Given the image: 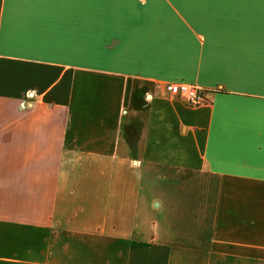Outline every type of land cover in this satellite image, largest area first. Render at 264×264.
Masks as SVG:
<instances>
[{
  "label": "crops",
  "instance_id": "0c3cea01",
  "mask_svg": "<svg viewBox=\"0 0 264 264\" xmlns=\"http://www.w3.org/2000/svg\"><path fill=\"white\" fill-rule=\"evenodd\" d=\"M0 143V264H264V0H0Z\"/></svg>",
  "mask_w": 264,
  "mask_h": 264
},
{
  "label": "rangeland",
  "instance_id": "374dc122",
  "mask_svg": "<svg viewBox=\"0 0 264 264\" xmlns=\"http://www.w3.org/2000/svg\"><path fill=\"white\" fill-rule=\"evenodd\" d=\"M21 74H20V79L19 81H22L21 78ZM27 77V75H26ZM32 75L30 80H32ZM27 82H29L27 80ZM33 90H30L29 92L26 93L25 97H28V93L32 92ZM30 97V96H29ZM28 97V98H29ZM11 104V103H10ZM23 107L25 109L26 106L23 105ZM19 113V112H17ZM14 115L16 117V112H14ZM20 117H18L19 119ZM18 120L15 121V123ZM11 129H14L13 127H10ZM14 139V138H13ZM3 147V146H2ZM0 148H1V143H0ZM8 155V161H14V164H17L18 160H21V153L20 151H16L14 150L13 154L11 152H6ZM6 153L4 152V149L2 152H0V162H5L6 160ZM5 164V163H3ZM21 171L18 168L13 167V169H9L8 167H6L5 165H0V178H1V183H0V188H4L7 191H9L8 197L9 199H7L6 202H2L0 203V209L4 210L7 209L8 211H12V212H20V210H24V209H30L32 212H36V210L41 209V207L48 205L49 201H43V200H39L36 199L35 197L39 198L40 195L39 193L44 190L45 186H37V185H33V186H29L30 187V197L31 199L29 201H21L19 199H21L20 195L23 194L21 189H22V184L19 182V179H21ZM9 176L10 178L13 176V181L10 183H5L4 180L6 176ZM8 179L9 181L11 179ZM4 182V183H3ZM33 194H35V196H33ZM23 196H25V194H23ZM33 198V199H32ZM65 205H69L68 203H65ZM36 214V213H35ZM30 219H33V221H36V219H38L37 215L31 217Z\"/></svg>",
  "mask_w": 264,
  "mask_h": 264
},
{
  "label": "built area",
  "instance_id": "2783aa9c",
  "mask_svg": "<svg viewBox=\"0 0 264 264\" xmlns=\"http://www.w3.org/2000/svg\"><path fill=\"white\" fill-rule=\"evenodd\" d=\"M170 93L189 106H199L206 102L204 90L194 85L185 83L172 84Z\"/></svg>",
  "mask_w": 264,
  "mask_h": 264
}]
</instances>
